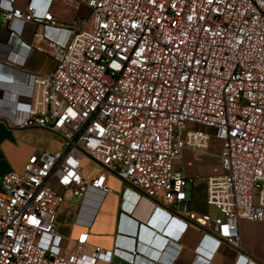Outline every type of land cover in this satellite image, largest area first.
<instances>
[{
    "label": "built area",
    "instance_id": "2783aa9c",
    "mask_svg": "<svg viewBox=\"0 0 264 264\" xmlns=\"http://www.w3.org/2000/svg\"><path fill=\"white\" fill-rule=\"evenodd\" d=\"M50 2L40 10L31 0H0L1 21L62 26ZM71 4L90 8L88 23L77 17L65 43L49 39L54 66L28 74L14 94L10 125L53 130L62 145L2 174L0 264L113 261L86 229L112 175L151 199L153 211L185 217L183 232L195 226L215 249L239 247L240 221L264 223V0ZM185 148L220 157L221 171L205 179L216 213L186 200L189 178L173 162ZM84 160L99 167L86 174ZM66 192L80 196L75 234L56 230Z\"/></svg>",
    "mask_w": 264,
    "mask_h": 264
},
{
    "label": "crops",
    "instance_id": "0c3cea01",
    "mask_svg": "<svg viewBox=\"0 0 264 264\" xmlns=\"http://www.w3.org/2000/svg\"><path fill=\"white\" fill-rule=\"evenodd\" d=\"M28 1L15 0V4L23 6ZM31 1L42 10L49 0ZM71 1L51 0L49 4L54 18L63 23L62 26L26 21L20 27L17 19L3 22L0 15V183L3 173L21 170L30 153L60 147L62 139L57 132L39 126H12L9 118L15 113L14 94L25 89L28 74H41L54 66L48 40L67 42L69 27L77 17L84 18L80 24L88 23L85 17L90 8L82 4L76 9ZM13 30H16L14 34ZM36 31H42L44 36L36 39ZM26 44H30L29 49ZM6 75L13 78H5ZM182 152V162L176 159L175 167L190 180L192 152L187 148ZM108 185L111 190L102 195L86 229L89 244H99L113 251L115 257L111 262L96 264H150L151 261V264H264V223L240 221V246L223 243L215 249L212 241L201 237L197 227L189 226L183 232L185 217L176 214L169 217L164 209L153 211L151 199L140 195L138 189L119 177L110 176ZM205 210L211 212L209 208ZM76 227L71 234L80 229ZM133 248L139 249V254L133 255Z\"/></svg>",
    "mask_w": 264,
    "mask_h": 264
},
{
    "label": "rangeland",
    "instance_id": "374dc122",
    "mask_svg": "<svg viewBox=\"0 0 264 264\" xmlns=\"http://www.w3.org/2000/svg\"><path fill=\"white\" fill-rule=\"evenodd\" d=\"M189 126L194 124L188 122ZM62 145V140L61 144ZM214 151L220 150V141L213 138L211 142V147ZM184 149L174 158L175 160L182 162V154ZM191 152V150H190ZM220 157L217 154H206L204 156H196L193 153L189 156V164L193 167V175L186 185L187 198L186 200L192 201V207L194 209L200 210L197 206L201 208H209L211 213H215L216 210L214 207L206 204V187H205V178L208 174L220 171ZM179 163V165H180ZM99 167L98 164L89 162V160H84L83 170L86 174L94 172ZM257 196H255V201ZM80 202V196H73L70 198V193H65V200L61 202L57 209V218H56V230L60 233L71 234L77 229L75 223L76 211L78 209Z\"/></svg>",
    "mask_w": 264,
    "mask_h": 264
},
{
    "label": "trees",
    "instance_id": "16d2710c",
    "mask_svg": "<svg viewBox=\"0 0 264 264\" xmlns=\"http://www.w3.org/2000/svg\"><path fill=\"white\" fill-rule=\"evenodd\" d=\"M197 208L200 209V210H198V211H206L205 208H201V207H199V206H197ZM196 210H197V209H196Z\"/></svg>",
    "mask_w": 264,
    "mask_h": 264
}]
</instances>
